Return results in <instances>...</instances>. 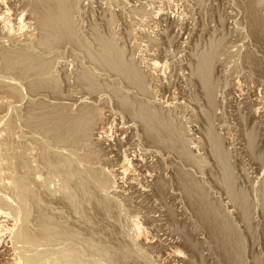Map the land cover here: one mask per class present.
<instances>
[{"label": "rangeland", "instance_id": "1", "mask_svg": "<svg viewBox=\"0 0 264 264\" xmlns=\"http://www.w3.org/2000/svg\"><path fill=\"white\" fill-rule=\"evenodd\" d=\"M0 16V253L264 264V0H0Z\"/></svg>", "mask_w": 264, "mask_h": 264}, {"label": "bare ground", "instance_id": "2", "mask_svg": "<svg viewBox=\"0 0 264 264\" xmlns=\"http://www.w3.org/2000/svg\"><path fill=\"white\" fill-rule=\"evenodd\" d=\"M40 1H41V0H40ZM43 3H44V2H43ZM32 5H33V4H32ZM46 5H47V4H46ZM60 5H62V4H60ZM46 7H47V6H46ZM58 7H59V6H58ZM50 9H51V14H50L49 11H48V14H49V15H48V17H47L46 19L43 17L44 19L42 20L41 17H40V19H41V20H40V21H41V25H42V26L44 25V27H45L44 30H46V28H47L49 25H50L49 29L51 28L52 25L49 24V22H50L51 20H50V21H48V20H49L52 16L55 17L56 13L58 12L57 10H55V7H54V9H53V7L50 8ZM50 9H49V10H50ZM52 9H53V10H52ZM45 10H46V9H45ZM58 10H59V9H58ZM62 11H63V10H62ZM64 11H65V10H64ZM68 12H69V11H68ZM6 13H7V12H6ZM46 13H47V12H46ZM59 13H60V11H59ZM57 14H58V13H57ZM9 15H10V14H9ZM46 15H47V14H46ZM46 15H45V16H46ZM58 15H59V14H58ZM63 15H65V13H64ZM63 15H62V16H63ZM50 16H51V17H50ZM59 16H60V15H59ZM59 16H57V17H59ZM62 16H61V17H62ZM0 17H1V16H0ZM38 18H39V17H38ZM63 18H64V17H63ZM19 19H20V18H19ZM47 19H48V20H47ZM58 19H59V18H58ZM46 20H47V21H46ZM53 20H54V19H53ZM56 20H57V19H56ZM52 22H53V21H52ZM52 22H51V23H52ZM59 23H60V22H59ZM57 24H58V23H57ZM62 25H63V24H62ZM65 26H66V25H65ZM62 28H63V27H62ZM47 29H48V28H47ZM49 29H48V31H50ZM53 29H54V28H53ZM58 29H59V28H58ZM2 30H3V29H2ZM55 30H56V29H54L53 31H55ZM61 30H62V29H61ZM65 30H66V29H65ZM18 31H19V30H18ZM51 31H52V30H51ZM51 31H50V32H51ZM57 31H58V30H57ZM57 31H55V32H57ZM62 32H64V31H62ZM31 33H32V32H31ZM42 33H43V32H42ZM59 33H61V32H59ZM67 33H68V32L65 31L63 34H60V35L62 36V37L60 38L62 41H63V39H65L64 41L68 40V39H66V38L68 37V36H66ZM51 34H52V32H51ZM54 35H55V33H54ZM60 35H59V36H60ZM47 36H48V35H47ZM17 37H18V36H17ZM45 40H46V39H45ZM47 40H48V39H47ZM51 41H52V40H51ZM53 41H54V40H53ZM64 41H63V42H64ZM51 43H52V42H51ZM55 44H56V43H55ZM29 47H31V46H29ZM106 47H107V46H106ZM116 48H117V47H116ZM103 49H104V48H103ZM16 51H17V50H16ZM103 56H104V55H103ZM110 56H111V55H110ZM10 59H11V58H10ZM25 59H26V58H25ZM28 59H29V58H28ZM31 62H32V61H31ZM16 64H17V63H16ZM20 64H21V63H20ZM25 65H26V64H25ZM113 66H114V64H113ZM27 67H28V66H27ZM111 67H112V66H111ZM36 68H37V67H36ZM116 68H117V67H116ZM26 69H27V68H26ZM26 69H25V70H26ZM124 69H125V68H124ZM21 72H22V71H21ZM40 72H41V71H40ZM122 72H124V71H122ZM113 73H114V72H113ZM18 74H19V73H18ZM126 76H127V75H126ZM30 77H31V76H30ZM122 77H123V76H122ZM124 77H125V75H124ZM135 79H136V78H135ZM137 83H138V82H137ZM133 84H134V83H133ZM35 85H37V84H35ZM127 86H128V85H127ZM137 89H138V88H137ZM54 93H55V92H54ZM11 95H12V94H11ZM33 95H34V94H33ZM48 95H49V94H48ZM56 95H57V94H56ZM68 96H69V95H68ZM115 100H116V99H115ZM117 101H118V100H117ZM131 111H132V110H131ZM68 112H69V111H68ZM84 112H85V111H84ZM84 112H83V113H84ZM89 112H90V111H89ZM123 112H124V111H123ZM143 112H144V111H143ZM81 114H82V113H81ZM78 116H79V115H78ZM126 116H127V115H126ZM152 116H153V115H152ZM67 118H68V117H67ZM123 118H124V117H123ZM130 118H131V117H130ZM12 119H13V118H12ZM140 119H141V118H140ZM77 120H78V118H77ZM79 120H80V118H79ZM82 120H83V119H81V121H82ZM86 120H88V119H86ZM86 120H85V121H86ZM89 120H90V118H89ZM126 120H127V119H126ZM145 120H146V119H145ZM82 122H83V121H82ZM140 122H141V121H140ZM80 123H81V122H80ZM83 123H85V122H83ZM87 123H89V122L87 121ZM141 123H142V122H141ZM161 123H162V122H161ZM85 125H86V124H85ZM72 127H73V126H72ZM92 127H93V126L91 125V128H92ZM94 127H95V125H94ZM67 128H68V127H67ZM79 128H80V127H79ZM84 129H86V128H84ZM93 129H94V128H93ZM145 129H146V128H145ZM147 129L149 130V128H147ZM88 131H89V130H88ZM145 131H146V130H145ZM68 132H69V131H68ZM75 132H76V131H75ZM160 132H161V131H160ZM144 133H145V132H144ZM158 133H159V132H158ZM146 134H147V133H146ZM150 134H151V133H150ZM79 135H80V134H79ZM86 135H87V134H86ZM147 135H148V134H147ZM147 135H146V137H147ZM161 135H162V134H161ZM163 135H164V134H163ZM77 136H78V134H77ZM150 137H151V136H150ZM59 138H60V137H59ZM78 138H79V137H78ZM78 138H77V139H78ZM154 139H155V138H154ZM73 141H74V140H73ZM78 141H79V140H78ZM162 141H163V140H162ZM174 141H175V140H174ZM151 142H152V141H151ZM153 142H155V141L153 140ZM155 143H156V142H155ZM172 143H173V142H172ZM175 143H176V142H175ZM69 145H70V144H69ZM158 145H159V144H158ZM158 145H157V146H158ZM162 145H163V144H162ZM54 146H55V145H54ZM159 146H160V145H159ZM84 147H85V146H84ZM160 147H161V146H160ZM79 148H80V147H79ZM100 149H102V148H100ZM95 150H96V149H95ZM176 151H177V150H176ZM96 153H97V152H96ZM21 154H22V153H21ZM116 157H117V156H116ZM90 161H91V160H90ZM68 162H69V161H68ZM66 163H67V162H66ZM125 166H126V165H125ZM125 166H123V167H125ZM127 168H129V167H127ZM127 168H126V170H127ZM66 171H67V170H66ZM114 172H116V171H114ZM121 172H122V171H121ZM124 172H125V170H124ZM124 172H123V173H124ZM111 173H112V172H111ZM119 173H120V172H119ZM125 173H126V172H125ZM113 174H114V173H113ZM111 175H112V174H111ZM115 175H116V174H115ZM22 181H23V180H22ZM23 182H24V181H23ZM117 183H118V182H117ZM32 184H33V183H32ZM148 186H149V185H148ZM50 188H51V187H50ZM62 192H63V191H62ZM203 194H204V193H203ZM74 198H75V197H74ZM190 198H191V197H190ZM22 201H23V200H22ZM22 203H23V202H22ZM28 206H29V205H28ZM75 207H76V206H75ZM3 210H4V209H1V210H0V219L6 217V216L4 215ZM99 215H100V214H99ZM201 215H202V214H201ZM9 217H10V216H9ZM53 218H54V217H53ZM53 218H52V219H53ZM202 219H203V218H202ZM209 219H210V218H209ZM45 223H46V222H45ZM211 223H212V222H211ZM37 224H38V223H37ZM59 225H60V224H59ZM62 225H63V224H62ZM221 225H222V224H221ZM2 226H3V225H2ZM2 226H1V221H0V235H1V232H2V231H1V227H2ZM135 226H136V225H135ZM211 226H212V225H211ZM59 227H60V226H59ZM78 227H79V226H78ZM202 227H203V226H202ZM2 229H3V232H4V228H2ZM47 230H48V229H47ZM212 230H213L212 233H211V232H210V233L212 234V236L214 235V236L217 238V237H218V236H217L218 234H217L216 232H218V231L215 230L216 232H214V228H213V227H212ZM220 230H221V229H220ZM77 231H78V230H77ZM82 231H83V230H82ZM210 231H211V230H210ZM206 232H207V231H206ZM16 233L18 234V232H16ZM64 233H65V231H64ZM24 235H25V234H24ZM209 235H210V234H209ZM209 235H208V237H209ZM221 235H222V234H221ZM221 235H220V236H221ZM256 235H257V234H256ZM15 236H16V235H15ZM206 236H207V235H206ZM212 236H211V237H212ZM214 236H213V237H214ZM23 237L25 238L26 236H23ZM208 237H207V238H208ZM211 237H210V238H211ZM1 238H2V237H1ZM1 238H0V240H1ZM17 238H18V237H17ZM216 238H215V240L217 241ZM219 238H220V237H219ZM31 239H32V238H31ZM227 239H228V238H227ZM26 240H27V239H26ZM26 240H25L24 242H26ZM69 240H70V239H69ZM219 240H220V239H219ZM243 241H244V240H243ZM22 242H23V239H22ZM22 242H21V243H22ZM28 242H29V240H28ZM28 242H27V243H28ZM61 242H62V241H61ZM31 243H32V242H31ZM33 243H34V242H33ZM66 243H67V242H66ZM224 243H226V242H224ZM8 244H9V243H8ZM35 244H36V243H35ZM261 244H262V243H261ZM22 245H23V243H22ZM39 245H40V244H39ZM219 245H220V244H219ZM222 245H224V244H222ZM226 245H227V244H226ZM252 246H253V245H252ZM2 247H3V245L1 244V245H0V248H2ZM21 247H22V246H21ZM213 247H214V246H213ZM229 247H230V246H229ZM210 248H211V247H210ZM222 248H223V247H222ZM152 249H153V248H152ZM228 249L231 250L230 248H228ZM211 250H213V249L211 248ZM211 250H210V251H211ZM214 250H215V248H214ZM225 250H226V248H225ZM13 251H14V250H13ZM219 251H220V250H219ZM221 251H222V250H221ZM0 252H1V251H0ZM217 252H218V250H217ZM225 252H226V251H225ZM236 252H237V251H236ZM78 253H79V252H78ZM211 253H214V252H211ZM76 254H77V253H76ZM171 254H172V253H171ZM217 254H218V253H217ZM222 254H224V253L222 252ZM227 254H228V253H227ZM227 254H226V255H227ZM9 255H10V254H9ZM9 255H8L6 249L4 250L3 253H0V263H2V264H16L15 261H16L17 259L14 260V259L11 258ZM39 255H40V254H39ZM214 255H216V254H214ZM72 256H73V255H72ZM224 256H225V255H224ZM227 256H228V255H227ZM126 257H127V256H126ZM210 257H211V256H210ZM217 257H218V256H217ZM220 257H221V256H220ZM14 258H15V257H14ZM98 258H99V257H98ZM228 258H229V257H228ZM224 259H225V258H224ZM224 259H223V261H224ZM65 260H66V259H65ZM69 260H70V259H69ZM69 260H68V261H69ZM73 260H74V259H73ZM218 260H220V259H218ZM66 261H67V260H66ZM64 262H65V261H64ZM73 262H74V261H73ZM17 263H18V262H17ZM62 263H63V262H62ZM66 263H67V262H66ZM239 263H240V262H239ZM192 264H193V263H192ZM224 264H225V261H224Z\"/></svg>", "mask_w": 264, "mask_h": 264}]
</instances>
